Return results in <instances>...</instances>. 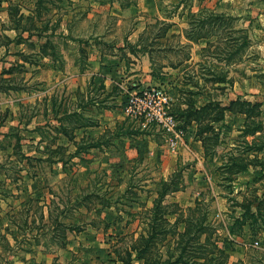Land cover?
Masks as SVG:
<instances>
[{
  "label": "rangeland",
  "instance_id": "1",
  "mask_svg": "<svg viewBox=\"0 0 264 264\" xmlns=\"http://www.w3.org/2000/svg\"><path fill=\"white\" fill-rule=\"evenodd\" d=\"M0 264H264V0H0Z\"/></svg>",
  "mask_w": 264,
  "mask_h": 264
},
{
  "label": "trees",
  "instance_id": "2",
  "mask_svg": "<svg viewBox=\"0 0 264 264\" xmlns=\"http://www.w3.org/2000/svg\"><path fill=\"white\" fill-rule=\"evenodd\" d=\"M208 36V35H207ZM206 36V37H207ZM202 37H205V34H199V35H197V36H192L191 34H189V33H187L186 32V38L189 40H192V41H195V40H199V39H201ZM252 130H254V129H252ZM239 158H237L236 160L235 159H233L234 160V162L235 161H237ZM238 161H240V160H238ZM232 165H234V164H232ZM226 167H230V165H227ZM170 183H166V184H164L163 185V190H164V192H162L161 193V199H162V197L164 196V194H165V191H167L168 190V188L170 187ZM161 199H160V201H161ZM160 201H159V203H158V205H157V207H156V209H154L155 211H154V216H157V210H159V208L160 207H162V205H161V203H160ZM201 228L202 227H200V228H198L197 230H196V232L198 233V231H201ZM161 231H159V232H156V234H158V233H160ZM231 233H233V231H230V234ZM207 235H206V237H205V239H204V243L203 244H205V242H207ZM214 247H216V246H214ZM145 249H141V251H139V253H141L142 251H144ZM212 254H214V255H216V257H215V259H212L213 260V262L214 263H216L218 260L217 259H220V256H222V254L224 255L225 254V251L224 250H222L221 248H219L218 249V253L217 252H211ZM200 256V258H205V256L203 255H199Z\"/></svg>",
  "mask_w": 264,
  "mask_h": 264
},
{
  "label": "built area",
  "instance_id": "3",
  "mask_svg": "<svg viewBox=\"0 0 264 264\" xmlns=\"http://www.w3.org/2000/svg\"><path fill=\"white\" fill-rule=\"evenodd\" d=\"M167 100H168V99H167L166 97H163V98H162L163 105H164V104H168V101H167Z\"/></svg>",
  "mask_w": 264,
  "mask_h": 264
}]
</instances>
